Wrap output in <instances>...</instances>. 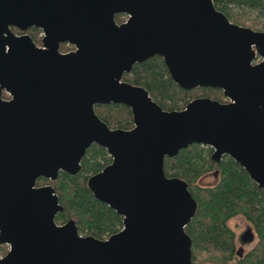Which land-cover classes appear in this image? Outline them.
Returning <instances> with one entry per match:
<instances>
[{
  "label": "water",
  "instance_id": "water-1",
  "mask_svg": "<svg viewBox=\"0 0 264 264\" xmlns=\"http://www.w3.org/2000/svg\"><path fill=\"white\" fill-rule=\"evenodd\" d=\"M65 42L75 48L62 51ZM154 55L183 88L218 87L228 100L165 109L124 79ZM111 102L131 108L133 127L100 117L96 105ZM195 142L264 188V29L214 0H0V264H196L186 225L199 203L165 171L166 156ZM93 143L112 161L87 185L124 222L105 238L80 233L74 217L58 222L56 187L37 183L79 173Z\"/></svg>",
  "mask_w": 264,
  "mask_h": 264
},
{
  "label": "trees",
  "instance_id": "trees-1",
  "mask_svg": "<svg viewBox=\"0 0 264 264\" xmlns=\"http://www.w3.org/2000/svg\"><path fill=\"white\" fill-rule=\"evenodd\" d=\"M218 9L237 23L264 29V0H214ZM118 21L124 18L117 15ZM34 39L41 29L31 27ZM124 79L145 86L152 97L165 109H181L194 97L211 96L226 101L221 88L199 86L185 89L172 77L159 55L134 64ZM7 93H5V96ZM96 111L111 127L131 128L133 113L123 103L97 104ZM213 147L192 143L174 156H166L165 171L169 176L185 178L198 200L196 215L186 225L193 239V259L196 264H264V188L253 180L249 172L232 156L225 154L219 162L212 158ZM112 161L107 148L93 143L82 159V170L77 174L60 171L56 180L44 177L38 184L52 183L59 194L64 210L57 221L70 217L77 220L80 233L105 238L123 226V215L106 202L96 198L87 185L90 174L101 170ZM214 171V183L203 184L200 178ZM243 216L252 226L256 241L246 250L238 246V235L230 220ZM8 244H0V256L7 253Z\"/></svg>",
  "mask_w": 264,
  "mask_h": 264
},
{
  "label": "rangeland",
  "instance_id": "rangeland-1",
  "mask_svg": "<svg viewBox=\"0 0 264 264\" xmlns=\"http://www.w3.org/2000/svg\"><path fill=\"white\" fill-rule=\"evenodd\" d=\"M70 47L71 44L63 43L62 45L63 49H68ZM217 178V174H215L214 171H211L203 175L199 180L203 184H211L214 183ZM230 223L236 229L238 235V246L241 250H246L254 244V242L256 241L255 232L251 224L243 216L237 215L233 217L230 220Z\"/></svg>",
  "mask_w": 264,
  "mask_h": 264
},
{
  "label": "flooded vegetation",
  "instance_id": "flooded-vegetation-1",
  "mask_svg": "<svg viewBox=\"0 0 264 264\" xmlns=\"http://www.w3.org/2000/svg\"><path fill=\"white\" fill-rule=\"evenodd\" d=\"M119 15H120L121 17H123V18L125 17L124 20L128 17L127 14H122V13H121V14H119ZM15 30H16V32L21 33V31H19L18 29H15ZM41 30H42V29H41ZM38 38H39V36H38ZM35 40H36V39H35ZM36 41H37V43H38L39 45L42 44V43H41V38H40V39H37ZM65 43H66V42H65ZM66 44H69V43H66ZM62 45H63V43H62ZM62 45H61V50H62V51H68V50H71V49H74V48H75V46L71 45L70 48H68V49H63V48H62ZM5 97H9V95L7 94ZM227 100H228V98H227ZM227 100H226V101H227ZM8 246H9V245H8ZM1 256H2V255H1Z\"/></svg>",
  "mask_w": 264,
  "mask_h": 264
},
{
  "label": "built area",
  "instance_id": "built-area-1",
  "mask_svg": "<svg viewBox=\"0 0 264 264\" xmlns=\"http://www.w3.org/2000/svg\"><path fill=\"white\" fill-rule=\"evenodd\" d=\"M44 35V32L41 30V32L38 34L39 38H42V36Z\"/></svg>",
  "mask_w": 264,
  "mask_h": 264
}]
</instances>
